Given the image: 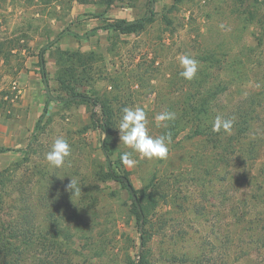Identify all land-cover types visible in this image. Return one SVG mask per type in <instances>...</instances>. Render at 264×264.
I'll return each instance as SVG.
<instances>
[{
  "label": "rangeland",
  "instance_id": "obj_1",
  "mask_svg": "<svg viewBox=\"0 0 264 264\" xmlns=\"http://www.w3.org/2000/svg\"><path fill=\"white\" fill-rule=\"evenodd\" d=\"M262 1L256 10L252 0H155L154 22L143 32L119 35L99 30L87 40L75 34L84 36L117 19H139L149 13L150 0H91L88 4L0 0V115L14 117L21 111L17 104L22 100L14 85L22 73L37 75L38 90L48 107L30 141L0 154V228L13 222L15 230L31 232L26 245L23 236L11 241L27 247L31 264L40 257L46 264H141L147 253L141 246L143 227L135 218L128 190L109 178V162L139 195L152 197L157 204L147 264H264L263 225L238 222L232 215L234 207L239 213L247 210L250 222L264 216V202L246 208L242 201L255 188L245 176L264 179L260 174L264 112L255 127L261 160L242 173L231 168L224 182V172L216 174L220 171L217 149L206 138L195 136L187 115L179 111L189 102L205 100L197 96L202 91L199 87L222 80L231 82L230 100L242 92L264 90ZM43 48H48L46 71L53 98H69L57 81L59 52L100 56L98 81L92 89L79 92L111 102L116 125L108 140L109 162L101 149L106 136L92 121L93 113L100 116V107L80 102L48 104L38 58ZM183 55L199 61L198 74L191 81L180 76ZM229 99L219 96L222 103ZM124 107L146 111L151 135L170 133L167 159L148 160L133 153L134 167L122 163L121 154L131 151L120 141L116 128ZM164 111L180 115L176 129L178 118L168 122L167 128L157 126L155 117ZM58 136L66 138L72 149L60 169L45 159ZM71 178L81 186L78 196L71 197L67 191Z\"/></svg>",
  "mask_w": 264,
  "mask_h": 264
},
{
  "label": "trees",
  "instance_id": "obj_2",
  "mask_svg": "<svg viewBox=\"0 0 264 264\" xmlns=\"http://www.w3.org/2000/svg\"><path fill=\"white\" fill-rule=\"evenodd\" d=\"M82 4H88L91 0H79ZM105 1V0H103ZM110 1L113 0H108ZM155 0H150L151 8L149 13L145 16L129 21L126 19H117L109 24H106L102 27L95 28L91 32H88L84 36L75 34V37L78 39H90L93 37L99 30L105 31L107 33H114L119 35H132L139 34L143 32L148 25L154 22L155 12L153 9ZM262 0H252L251 7L258 10L263 4ZM72 33V32H71ZM48 48H43L39 55V67L40 73L43 79V82L46 87L48 96L50 94L49 82L47 78L46 71V52ZM100 56L94 52L84 53L80 51H61L56 56V61L59 66L57 81L59 83L60 89L68 94L69 98H53L49 101L50 104L53 101L61 102L64 104H70L73 102H80L91 104L93 107H100L101 114L100 116L96 113L92 115L93 126L95 128L101 129L105 134L106 139L101 149L107 157L109 162V146L108 140L112 138V129L116 125V120L114 119V112L111 109V102L104 97L95 95L87 96L84 93H80V88H90L95 85L98 81V70L96 68V63L99 62ZM46 79V80H45ZM231 83V82H230ZM228 80H222L219 84L210 86V87H199L202 91H199L197 96H202L205 98L203 101H192L180 109V114L187 115L188 121L192 123L194 127L195 136L206 138L212 145V149H217V169L220 170L219 173L216 171V174L220 176L224 172V182H228L230 178V169L236 168L241 172L246 170V168H252L257 162L261 160V150L259 147L258 138L255 135V127L259 123V120L262 117L264 112V90L258 92L252 91L247 93L239 94V98L230 100L229 98L233 96L231 91V85ZM48 87V88H47ZM219 96L228 98L227 103H222L219 101ZM75 97H88L89 99ZM195 97V96H194ZM48 114V107L44 108L43 114L41 115L35 130L39 127L43 119ZM217 116L224 118L234 119V126L231 131V134L216 133L212 131V125ZM175 121V129L177 125L181 122L180 115ZM180 121V122H179ZM179 130L176 131L178 133ZM14 150L11 149H1L0 153L11 152ZM108 176L112 180L120 182L129 192L128 186L123 183L118 176L117 172L111 165V162L108 163ZM223 171V172H222ZM222 172V173H221ZM261 176H264V168L261 170ZM243 178V176H242ZM249 178L254 182L255 188L251 189L248 197L242 199L243 206L246 208L248 206L257 205L264 202V179L260 181L257 178L251 176H245L246 180ZM131 183V182H130ZM131 186L132 183H131ZM134 189V187H133ZM138 201L136 202L131 193L130 198L133 202V213L138 223L143 227V232L141 235V246L147 250V253L143 255L141 264L148 263V254L149 243L153 238V235L150 231V224L152 221V212L156 208L155 199L139 195V192L135 190ZM248 199V200H247ZM2 201H0V204ZM249 208V209H250ZM254 208V207H253ZM25 211H29V207L25 208ZM23 213V212H22ZM24 215V213H23ZM27 216V214L25 213ZM232 215L238 220V222H249L254 227H260L262 224L264 226V216H259L253 220L248 221L246 216L248 211L244 213H239L236 208H232ZM22 216V215H21ZM27 222L26 220H24ZM13 222L7 223L8 227H5L1 224L0 228V264H31L30 254L27 247L24 245L17 246L11 241H17L18 238L23 236V244L26 245L29 238L31 237V232L28 230H15L13 228ZM6 224V223H5ZM263 226H261L262 229ZM31 240V238H30ZM37 264H46L41 257L39 258ZM55 264H60V261H57Z\"/></svg>",
  "mask_w": 264,
  "mask_h": 264
},
{
  "label": "clouds",
  "instance_id": "obj_3",
  "mask_svg": "<svg viewBox=\"0 0 264 264\" xmlns=\"http://www.w3.org/2000/svg\"><path fill=\"white\" fill-rule=\"evenodd\" d=\"M223 29L225 25L221 24ZM182 71L180 76L185 80L191 81L196 78L199 71V61L190 55L180 57ZM177 118L176 113L164 111L156 115L157 126L168 127V122ZM234 126V119L217 116L212 125V131L231 134ZM120 141L131 151L121 154V161L127 167H134L137 163L133 158V153H138L143 159L165 160L169 155V145L172 142L170 133L153 136L149 132L148 119L146 111L141 107H124L118 127ZM71 145L63 136L56 137L47 151L45 159L53 168L60 169L65 166L67 159L71 156ZM67 191L72 196H78L81 193V186L77 181L71 178L67 185Z\"/></svg>",
  "mask_w": 264,
  "mask_h": 264
},
{
  "label": "crops",
  "instance_id": "obj_4",
  "mask_svg": "<svg viewBox=\"0 0 264 264\" xmlns=\"http://www.w3.org/2000/svg\"><path fill=\"white\" fill-rule=\"evenodd\" d=\"M32 73H22L19 80H17L19 83L16 82L21 90L19 97L22 101L17 104L21 111H18L14 117L7 114L0 115V150L11 149L15 151L22 148L30 141L43 114L45 108L44 96L38 90L40 83L37 75ZM47 102H49V99H47Z\"/></svg>",
  "mask_w": 264,
  "mask_h": 264
},
{
  "label": "water",
  "instance_id": "obj_5",
  "mask_svg": "<svg viewBox=\"0 0 264 264\" xmlns=\"http://www.w3.org/2000/svg\"><path fill=\"white\" fill-rule=\"evenodd\" d=\"M79 98L89 99L88 97H75V99H79ZM48 99H49V101L53 100V97H52L51 94H49ZM120 179H121V181L123 183H125L128 186L129 192L131 193L133 199L137 202L138 201L137 195H136V193H135V191L133 189V186H131V183H130L129 179L127 177H125V176H121Z\"/></svg>",
  "mask_w": 264,
  "mask_h": 264
},
{
  "label": "built area",
  "instance_id": "obj_6",
  "mask_svg": "<svg viewBox=\"0 0 264 264\" xmlns=\"http://www.w3.org/2000/svg\"><path fill=\"white\" fill-rule=\"evenodd\" d=\"M14 90L17 91V97H18L21 93V90L18 88L16 84L14 85Z\"/></svg>",
  "mask_w": 264,
  "mask_h": 264
}]
</instances>
